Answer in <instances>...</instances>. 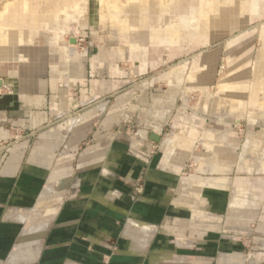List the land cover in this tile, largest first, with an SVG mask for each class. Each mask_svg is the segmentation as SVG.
I'll list each match as a JSON object with an SVG mask.
<instances>
[{"label": "crops", "instance_id": "1", "mask_svg": "<svg viewBox=\"0 0 264 264\" xmlns=\"http://www.w3.org/2000/svg\"><path fill=\"white\" fill-rule=\"evenodd\" d=\"M184 4L185 0H12L6 5H0V140L6 136L9 126L23 130L35 129L53 121L58 114L69 110L79 111L90 99L98 97L102 90L111 93L115 89L113 80L98 79L99 51L93 43L94 40L85 33V28L99 25L114 28L119 35L127 37L130 45L128 44L126 52L134 56L139 48L133 43L144 42L148 36L160 41L181 40L183 34L178 29L179 25L195 24L193 31L188 34L197 39L208 36L209 30L215 31V35L223 36L232 34L234 30L245 25H263L257 33H243L228 38L232 41L238 37L236 53L230 52L229 47L220 51L226 63L221 64L224 75L218 81L219 101L211 106L213 109L210 116H206L204 120L220 121L221 128L206 129L204 152L210 156L206 158L208 163L205 165L204 178L185 180L176 177V196L171 194V190L157 189L147 201L140 203L144 211H139L132 205H121L128 201L127 198L120 197L119 201L112 203L113 195L103 196L98 189L99 182L102 183L101 177L96 176L94 181L89 182L88 191L73 198L78 209L62 210L45 220L35 221L25 228L20 236V227L17 225L23 223L25 215L12 210L5 216L1 204L6 200L3 185L5 182L10 184L6 181L3 171V174H0V264H36L42 248L38 237L51 232L49 227L56 218H59L60 225L53 231L59 228L76 229L69 230L71 238L60 241L51 238V241L45 244L48 251L56 248L66 250L67 256L60 257L66 261L64 264H76L70 261L73 259L68 253L70 249L84 252L90 246L94 249L92 257H97L98 264H156L160 260L163 262L164 257L153 261L148 252L157 233L165 232V227L159 229L157 224H148L146 217H149V210L154 206H157L156 217H168V222L185 216L181 212L177 214L176 208L167 211L165 208L169 203L176 205L178 210L181 206L197 210L200 202L194 200L196 207L187 204V201L193 200L190 198L192 195L186 197L177 188L183 184L203 185L204 191H201L199 196L206 202V211L211 213L215 203L220 202V216L227 221L226 224L230 212L242 218L253 215L256 220L252 221L251 229L246 230L250 233L247 240L248 246L251 245L250 249L247 250L248 247L242 245L246 255L244 253L238 260L227 259L226 264H264V211L251 213L246 210L245 205L250 198L258 199L255 188L264 185V178L257 176L264 171V161L255 156L262 151L260 146L264 147V129H240V123L245 121L255 124L264 120L257 119L260 114H264V22H261L264 21V0H190L191 5ZM184 9L187 11L181 12ZM176 14L179 17L177 23L173 16ZM166 16L169 18L167 21ZM69 26H76L84 31V39L89 42L85 49H76V33L64 37ZM252 42L259 44L251 59L248 52ZM217 56L214 53L206 54L198 60L197 70L190 75L188 87L204 88L207 78L216 73ZM248 74H251L250 81ZM158 115L154 118L150 113L142 118L141 123L146 130H150L147 139L161 144L163 153L161 132L170 116H166L164 112L160 117ZM98 121L99 116L95 117L93 113L92 118L86 122L89 123L90 129L85 136L91 134L92 137H98ZM171 121L176 124V119ZM229 124H236L237 128L231 129ZM171 137L178 147L177 139ZM233 138H237L238 144ZM240 138L243 140L240 141ZM130 146L119 143L111 148L115 157L105 161L103 170L117 165L119 159L116 156L127 153ZM176 147L169 161L170 170L179 168L176 164ZM233 154L236 155L235 161ZM250 154L253 155L252 160L247 159ZM232 170L237 171V177H230ZM49 180L52 178L48 179L47 183ZM54 183L55 180L51 190L43 194L45 185L40 194L41 198L44 199L53 192ZM232 186L233 195L230 197ZM12 200H17L16 195ZM102 203L107 205V210L97 208L98 204ZM166 211L172 215L167 216ZM37 213L38 210H35L33 216ZM192 215L194 214L188 216ZM102 217L131 219L121 233L124 248L118 247L111 254L108 253L111 250V232L101 225ZM10 220L13 225L6 228L5 224ZM88 228L94 233L97 232L103 241L86 234ZM127 230L144 236L147 243L126 238L123 234ZM6 236L12 238L8 245L5 242ZM20 237L28 238L18 240ZM84 237H87L86 241L82 242ZM231 240L234 242L235 237ZM56 243L58 247L55 246ZM32 244L38 247L37 250ZM103 253L110 255L108 261L102 259ZM77 261L88 264L89 260L84 259L82 255L77 257ZM219 263L223 264L224 258L221 257Z\"/></svg>", "mask_w": 264, "mask_h": 264}, {"label": "rangeland", "instance_id": "2", "mask_svg": "<svg viewBox=\"0 0 264 264\" xmlns=\"http://www.w3.org/2000/svg\"><path fill=\"white\" fill-rule=\"evenodd\" d=\"M184 5H191L190 0H185ZM185 11L187 10L184 9L181 12ZM173 16L177 23L178 14ZM167 20H169L168 16H166ZM262 26L245 25L234 30L232 34L227 33L223 36L215 35V31L209 30L208 36L197 39L188 34L193 31L195 24L179 25L178 29L183 34L181 40L160 41L148 36L144 42L133 43L139 48L134 56L126 52L128 44L130 45L127 37L119 35L114 28L102 25L85 28L87 29L85 33L94 40L93 43L99 51L98 79L113 80L115 89L111 93H105L102 90L98 97L90 99L79 111L69 110L58 114L53 121L35 129L23 130L9 126L6 129V136L0 140V174L4 171L6 181L10 182V184L5 182L3 185L6 200L1 204L5 216L12 210L25 215L23 223L17 225L20 227V236L22 231L35 221L45 220L48 216L55 215L62 210L78 209L73 198L88 191L89 182L94 181L96 176L101 177L102 183L99 182L98 189L103 196L113 195L112 203L119 201L120 197L127 198L128 201L121 205L123 207L132 205L139 211H144L140 203L147 201L157 189L171 190V194L176 196V177H182L185 180L204 178L205 165L208 163L206 158L210 156L209 153L204 152L206 129L219 130L221 128L220 121L204 120L206 116H210V111L213 109L211 106L219 101L218 81L224 75L221 64L226 63L220 51L229 47L230 52L236 53L239 44L236 40L238 37L232 41L228 38L243 33H257ZM91 29L93 34H91ZM66 30L64 37H70L76 33V49H85L89 42L84 39V31L77 29L76 26H69ZM90 35L93 36L90 37ZM258 44V42L250 43L248 54L251 55V59ZM213 53L218 55L215 75L207 78L204 88L188 87L189 77L197 70L198 60L206 54ZM250 80L251 74H248V81ZM163 112L166 116L168 114L170 119H167L166 126L161 132L162 142L164 139L172 141L174 139L171 136H174L179 145L173 147L167 163L162 168L159 167L161 155H163L161 144L147 139V133L150 130H146L141 121L150 113L156 118L158 114L160 117ZM93 113L95 117L99 116L96 128L100 134L96 138L91 134L85 136L87 130L90 129L89 123L86 122L92 118ZM258 118L264 119V114H260ZM171 119H176L175 125ZM90 125L92 126V123ZM229 128L235 130L237 125L229 124ZM245 128L264 129V120H259V123L255 124L246 121L240 123V129ZM233 139L238 144L237 138ZM240 139V141L243 140ZM119 143L131 145L129 151L116 156L119 159L117 165L103 170L105 161L115 157L111 148ZM175 147L178 158L176 164L179 168L170 170L168 169L169 161ZM259 149L264 151L263 146ZM262 151L255 156L263 162L264 152ZM233 155L232 158L235 161L236 155ZM252 158L251 154L247 157L248 160ZM230 172V177H237L236 170ZM257 176L264 178V171ZM50 178L55 180L54 189L48 197L43 199L40 194L45 185L43 194L48 193L52 188L54 180L47 183ZM202 187L203 185L200 184L198 186L186 184L177 186L186 197L189 194L192 195L190 198L193 200L187 201V204L196 207L194 200L200 202L197 210L182 206L178 210L173 203L167 204L165 208L167 211L176 208L177 214L181 212L185 214L184 217H176L168 222V217L166 219L156 217L157 206L150 208V215L146 217L148 224H157L159 229L165 227V232L157 233L148 252L149 258L153 261L158 257L165 258L163 262L160 260L156 264H220L221 257L224 258L223 264H226L228 260H238L243 257L244 253L246 255L242 245L248 247L247 250L250 249L251 245L248 246L247 242L250 233L246 230L251 229L252 221L256 220L253 215L242 218L230 212L228 224H226L227 221L220 216V202L215 203L211 213L209 210L206 211V202L199 196L200 192L204 191ZM255 190L258 193V199L250 198L245 203L246 210L251 213L253 211L263 212L264 185ZM232 193L233 186L230 187V197ZM15 195L16 201L12 200ZM97 208L108 209L104 203L98 204ZM35 210H38V213L34 217ZM167 211V216L169 214L171 216L172 213ZM189 214L194 215L189 217ZM129 221H131L130 218H100L103 228L110 229L108 231L111 232L112 240L109 245L111 250L108 253H113L118 247L124 248L121 233ZM12 225L11 220L5 224L6 228ZM59 225V218H56L49 227L51 232L43 236L39 235L42 248L36 264H64L66 262L60 259L62 255L67 256L66 250L56 248L48 251L45 245L51 241V238L54 241L71 238L72 234L69 230H76L59 228L53 231ZM86 232L89 236L103 241V238H100L99 234L94 233L91 228L90 230L88 228ZM132 232L131 230L126 231L125 237L129 239L132 237L134 241L140 238L137 241H144V236L135 232L132 234ZM233 237H235L234 242L231 240ZM27 238L20 237L18 240ZM86 238L84 237L82 242L86 241ZM11 239L6 236V245L10 244ZM32 246L35 245L32 244ZM55 246L59 245L56 243ZM36 247L35 250L38 248ZM93 252L94 249L91 246L84 252L76 249L68 251L70 258H73L70 261L76 264H82L77 261V257L82 255L84 259L89 260L88 264H98L97 257L94 259L92 257ZM108 253L102 254L104 261H108L107 258L110 256L107 255Z\"/></svg>", "mask_w": 264, "mask_h": 264}, {"label": "bare ground", "instance_id": "3", "mask_svg": "<svg viewBox=\"0 0 264 264\" xmlns=\"http://www.w3.org/2000/svg\"><path fill=\"white\" fill-rule=\"evenodd\" d=\"M0 1H2L0 4H3V5H6L7 3H10L12 0H8V1H4V0H0ZM2 5V6H3ZM32 10V9H31ZM44 19H46L45 17H44ZM176 142L174 141V140H172V141H168V140H164L163 142H162V149H163V155H162V159H161V162H160V164H159V167H162L165 163H167V160H168V157H169V155L171 154V152H172V150H173V147L176 145L175 144ZM163 168V167H162ZM163 170V169H162ZM54 179H52V180H49V181H53ZM52 183V182H51ZM51 188V187H50ZM144 227V226H143ZM146 228V227H145ZM150 229H152V228H150ZM133 230V229H132ZM153 230V229H152ZM127 231H130V230H127ZM132 232V231H131ZM137 232V231H136ZM139 232V231H138ZM147 232V231H146ZM132 234H133V232H132ZM124 236H125V234H123ZM32 236V235H31ZM137 236V235H136ZM132 238V237H131ZM130 238V239H131ZM133 240H135L134 238H132ZM138 239H140V238H138ZM137 238H136V240H138ZM143 239V238H142ZM145 239V238H144ZM22 241V240H21ZM140 241H143V240H140ZM144 242H145V240H144ZM147 243V242H146ZM147 245V244H146ZM34 247V246H33ZM142 247V246H141ZM23 248V247H22ZM37 248V247H36ZM34 256V255H33ZM21 257V256H20Z\"/></svg>", "mask_w": 264, "mask_h": 264}]
</instances>
